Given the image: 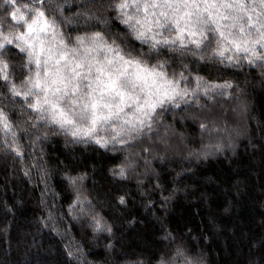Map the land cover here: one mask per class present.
<instances>
[{
	"label": "trees",
	"instance_id": "trees-1",
	"mask_svg": "<svg viewBox=\"0 0 264 264\" xmlns=\"http://www.w3.org/2000/svg\"><path fill=\"white\" fill-rule=\"evenodd\" d=\"M114 2L45 0L66 40L101 31L149 66L162 63L168 78L183 72L181 88L194 87L197 76L233 88L215 99L197 93L199 106L195 97L165 104L151 130L123 147L100 148L54 126L32 128L24 101L0 82V108L23 149L11 152V137L0 131V264H264V69L169 46L150 50L120 22ZM21 55L12 46L4 53L17 83L29 71ZM201 120L210 132L201 131ZM121 166L125 176L113 175ZM67 176L84 177V203L75 209ZM96 214L111 232L93 231Z\"/></svg>",
	"mask_w": 264,
	"mask_h": 264
},
{
	"label": "snow or ice",
	"instance_id": "snow-or-ice-1",
	"mask_svg": "<svg viewBox=\"0 0 264 264\" xmlns=\"http://www.w3.org/2000/svg\"><path fill=\"white\" fill-rule=\"evenodd\" d=\"M111 7L134 39L148 44L150 50L169 46L201 60L232 65L246 61L264 69V0H115ZM47 8L45 0H4L0 5V25H8V31L0 30V82L13 98L24 101L36 121L31 123L34 129L43 123L77 142L123 147L152 129L156 110L165 104L178 107L185 97H195L199 106L197 93L215 99L227 97V90L233 88L230 82L214 83L200 76L194 87L181 88L186 79L183 72L168 78L162 63L149 66L142 55L109 44L101 31L77 35L74 43L66 40ZM8 46L22 54V67L29 69L19 83L10 79L13 69L4 56ZM200 129L212 130L204 120ZM0 131L11 137L5 147L21 156L22 146L3 108ZM113 175L124 177L125 167ZM66 179L77 191L70 206L75 209L84 203L78 187L84 177ZM119 202L124 204V198ZM92 227L95 232L112 231L98 214L92 216ZM183 255L177 248L176 256ZM160 264L169 262L162 259Z\"/></svg>",
	"mask_w": 264,
	"mask_h": 264
},
{
	"label": "rangeland",
	"instance_id": "rangeland-1",
	"mask_svg": "<svg viewBox=\"0 0 264 264\" xmlns=\"http://www.w3.org/2000/svg\"><path fill=\"white\" fill-rule=\"evenodd\" d=\"M112 44V43H111Z\"/></svg>",
	"mask_w": 264,
	"mask_h": 264
}]
</instances>
